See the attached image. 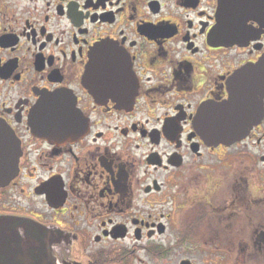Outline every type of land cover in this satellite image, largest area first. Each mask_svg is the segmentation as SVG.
Instances as JSON below:
<instances>
[{
	"label": "flooded vegetation",
	"instance_id": "1",
	"mask_svg": "<svg viewBox=\"0 0 264 264\" xmlns=\"http://www.w3.org/2000/svg\"><path fill=\"white\" fill-rule=\"evenodd\" d=\"M234 94L264 112V0H0L21 149L0 219L47 228L51 264H264V115L233 144L203 135Z\"/></svg>",
	"mask_w": 264,
	"mask_h": 264
},
{
	"label": "water",
	"instance_id": "2",
	"mask_svg": "<svg viewBox=\"0 0 264 264\" xmlns=\"http://www.w3.org/2000/svg\"><path fill=\"white\" fill-rule=\"evenodd\" d=\"M117 55L114 49L102 46L89 62L84 77L86 86L93 96L94 94L97 97L102 96L98 93L96 81L103 78H96L95 74L113 71V69H105L106 57L111 56L108 61L113 64ZM259 101L262 103L261 97L248 99L234 94L226 104H223L222 115L201 119L206 140L212 144H233L245 139L250 129L264 115ZM14 137L8 126L0 123V163L3 161L6 172L5 178L0 179V185L3 180L11 179L19 169L21 149ZM53 237L47 228L36 223L17 218L0 219V243L11 242V248L7 246L5 250L13 253L15 264H51L49 247Z\"/></svg>",
	"mask_w": 264,
	"mask_h": 264
}]
</instances>
